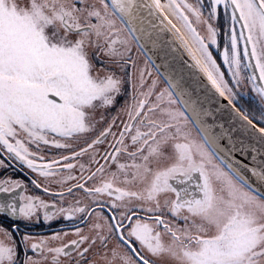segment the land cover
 Listing matches in <instances>:
<instances>
[{
  "label": "snow or ice",
  "instance_id": "snow-or-ice-1",
  "mask_svg": "<svg viewBox=\"0 0 264 264\" xmlns=\"http://www.w3.org/2000/svg\"><path fill=\"white\" fill-rule=\"evenodd\" d=\"M0 264H264V0H0Z\"/></svg>",
  "mask_w": 264,
  "mask_h": 264
},
{
  "label": "flooded vegetation",
  "instance_id": "flooded-vegetation-1",
  "mask_svg": "<svg viewBox=\"0 0 264 264\" xmlns=\"http://www.w3.org/2000/svg\"><path fill=\"white\" fill-rule=\"evenodd\" d=\"M8 171H9V174L19 175L22 178L27 176V172L19 173L18 170L14 171L13 168H10ZM60 227H61V225L59 223H54V224L51 225V228L41 227V228L36 229V231L42 232L44 234H50L52 230H59Z\"/></svg>",
  "mask_w": 264,
  "mask_h": 264
}]
</instances>
